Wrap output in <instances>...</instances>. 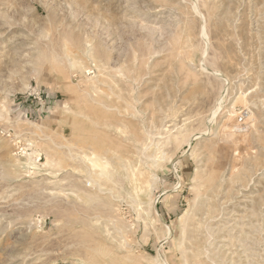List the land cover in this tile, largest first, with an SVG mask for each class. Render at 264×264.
<instances>
[{
	"label": "rangeland",
	"instance_id": "obj_1",
	"mask_svg": "<svg viewBox=\"0 0 264 264\" xmlns=\"http://www.w3.org/2000/svg\"><path fill=\"white\" fill-rule=\"evenodd\" d=\"M0 264H264V0H0Z\"/></svg>",
	"mask_w": 264,
	"mask_h": 264
}]
</instances>
